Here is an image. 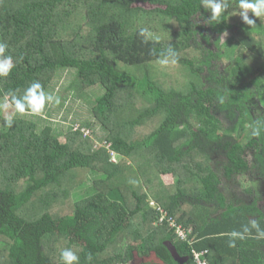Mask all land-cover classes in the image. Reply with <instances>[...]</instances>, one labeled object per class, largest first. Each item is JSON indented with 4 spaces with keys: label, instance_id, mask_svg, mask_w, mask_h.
I'll return each mask as SVG.
<instances>
[{
    "label": "trees",
    "instance_id": "trees-1",
    "mask_svg": "<svg viewBox=\"0 0 264 264\" xmlns=\"http://www.w3.org/2000/svg\"><path fill=\"white\" fill-rule=\"evenodd\" d=\"M222 2L212 20L203 0H0V43L14 65L0 77V101L19 100L33 113L27 88L39 83L46 95L59 70L73 69L83 88H104L93 114L106 131L101 144L81 128L61 140L21 116L2 127L0 112V264H63L66 248L78 264H132L135 252L152 251L164 264H196L193 251L206 249L210 264L264 263L257 198L229 203L213 166L231 179L264 163V127L246 134V121H259L248 99L264 103V16L250 10V26L236 15L239 0ZM226 58L233 64L219 71ZM224 111L238 120L224 127ZM170 243L189 260L177 262Z\"/></svg>",
    "mask_w": 264,
    "mask_h": 264
},
{
    "label": "rangeland",
    "instance_id": "rangeland-1",
    "mask_svg": "<svg viewBox=\"0 0 264 264\" xmlns=\"http://www.w3.org/2000/svg\"><path fill=\"white\" fill-rule=\"evenodd\" d=\"M136 5H141L146 8L154 7V5L145 2H140ZM244 14L248 16L251 14V11L240 7L236 9V15ZM197 19L199 22L206 25L207 18L199 14ZM231 35V32L222 34L220 37V45H224V42L230 38ZM162 36L164 37V35ZM203 43L207 44L206 39H203ZM209 46L214 50L217 48V46L213 44ZM227 58L218 62L219 71L224 72L233 64V61ZM168 65L171 68L175 67L177 64L175 62H169ZM214 74L211 75L208 71L205 73V75H209L210 77L212 76V79H216L219 72H214ZM103 93L104 88L101 85L83 88L79 84L75 70L69 68L61 69L56 74L50 90L45 95L44 105L37 113H17L13 104H11L8 100H1L0 112L3 117L1 126L7 127L12 118L21 116L37 121L39 128H42L45 125H50L54 131H58L59 136L62 133L61 140H64V138H62L63 134L71 130V128H83L84 132L88 134V136L95 140L97 144H101L104 143L103 138L106 131L100 122L95 118L93 114V106L96 103V99ZM4 105H7V107H3ZM247 107L256 121L263 120L264 103L261 102L259 98H256V96L249 98L247 101ZM220 117L223 120L224 127H227L238 120L235 114L231 113L227 115L225 111L220 114ZM251 130V121H246V134H248ZM254 156V153H250L248 158L251 162L258 164L254 160ZM120 159V154H115L112 158V160L116 162ZM213 166L221 178V187L227 196L228 202H231L232 204H251L254 202V198H257L255 204H257V207L262 210V214H264V163L262 166L252 165L248 172L234 176L231 179L224 175L223 168L216 165V160L213 162ZM160 175L164 182L168 185L174 186L175 183H177L178 178L174 176L173 173L163 174V172H161ZM91 179H93V176ZM88 184L91 186L93 183ZM89 185H85L83 187L79 186L73 190V197L67 205H70L80 194H86V189L89 188ZM151 205L153 207H157V204L154 201H151ZM60 207L64 208L63 204H61ZM71 207L72 205L66 207V209L70 210ZM135 254L136 256L134 261H136V264H154L159 263L160 261L152 252L147 255H140L136 252Z\"/></svg>",
    "mask_w": 264,
    "mask_h": 264
},
{
    "label": "clouds",
    "instance_id": "clouds-1",
    "mask_svg": "<svg viewBox=\"0 0 264 264\" xmlns=\"http://www.w3.org/2000/svg\"><path fill=\"white\" fill-rule=\"evenodd\" d=\"M203 3L205 4L206 9H211L212 20H218L221 17L222 12H224L227 7V4L223 3L222 0H203ZM239 7L245 10H251L254 16L257 18L264 16V0H239ZM244 19L250 26L256 24V21L254 19H249L246 14H244ZM141 31L143 32L144 30L142 29ZM6 48V44L0 43V77L7 76L10 72V69L14 67L11 57L4 56ZM40 88L41 85L39 83H33L29 88H27L26 95L23 98L33 113L38 112L45 102V94L40 91ZM3 107H7V105H4ZM15 109L17 113H23L25 111V103L17 100L15 102ZM261 127H264V121H258L257 126L252 127V135L258 137L260 135ZM81 129L84 132L83 128ZM84 136H88V134L84 132ZM115 154L118 153L113 150L112 156ZM250 224L254 228H259V224L255 220H251ZM231 235L233 237L238 236V234L235 232H233ZM240 238L243 239V237ZM257 238H264V233H262L260 236H257ZM229 247H235L233 240H229ZM88 259L90 260L91 256H89ZM60 260L63 262V264H78L79 258L72 250L66 248L60 252Z\"/></svg>",
    "mask_w": 264,
    "mask_h": 264
},
{
    "label": "built area",
    "instance_id": "built-area-1",
    "mask_svg": "<svg viewBox=\"0 0 264 264\" xmlns=\"http://www.w3.org/2000/svg\"><path fill=\"white\" fill-rule=\"evenodd\" d=\"M164 217L161 218L163 220ZM170 225L172 227H177V233L181 236L182 239H187V233L183 229V227L175 221V219H169ZM194 261L196 264H209L208 259L206 258V255L208 253V250L198 251L194 250Z\"/></svg>",
    "mask_w": 264,
    "mask_h": 264
},
{
    "label": "water",
    "instance_id": "water-1",
    "mask_svg": "<svg viewBox=\"0 0 264 264\" xmlns=\"http://www.w3.org/2000/svg\"><path fill=\"white\" fill-rule=\"evenodd\" d=\"M169 249H170V251H171L172 256H173L176 260H181V259H182L181 255L178 253L176 247H175L172 243L169 244Z\"/></svg>",
    "mask_w": 264,
    "mask_h": 264
},
{
    "label": "flooded vegetation",
    "instance_id": "flooded-vegetation-1",
    "mask_svg": "<svg viewBox=\"0 0 264 264\" xmlns=\"http://www.w3.org/2000/svg\"><path fill=\"white\" fill-rule=\"evenodd\" d=\"M152 253H154L155 256L160 260L159 263L164 264V261L155 252L152 251ZM135 256H136V254H135ZM187 260H189V258L185 256V257H182L181 260H177V262L184 263ZM132 264H136V261H132Z\"/></svg>",
    "mask_w": 264,
    "mask_h": 264
},
{
    "label": "crops",
    "instance_id": "crops-1",
    "mask_svg": "<svg viewBox=\"0 0 264 264\" xmlns=\"http://www.w3.org/2000/svg\"><path fill=\"white\" fill-rule=\"evenodd\" d=\"M229 203H231V202H229ZM207 250V249H206Z\"/></svg>",
    "mask_w": 264,
    "mask_h": 264
}]
</instances>
